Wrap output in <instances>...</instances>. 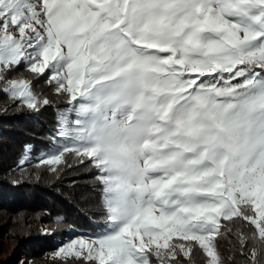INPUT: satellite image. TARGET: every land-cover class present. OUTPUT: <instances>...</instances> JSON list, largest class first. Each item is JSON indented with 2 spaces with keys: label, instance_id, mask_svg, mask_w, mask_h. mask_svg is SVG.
I'll return each instance as SVG.
<instances>
[{
  "label": "snow or ice",
  "instance_id": "snow-or-ice-1",
  "mask_svg": "<svg viewBox=\"0 0 264 264\" xmlns=\"http://www.w3.org/2000/svg\"><path fill=\"white\" fill-rule=\"evenodd\" d=\"M41 77L67 107L39 163L89 161L105 220L56 256L264 264V0H0V93L39 111Z\"/></svg>",
  "mask_w": 264,
  "mask_h": 264
},
{
  "label": "trees",
  "instance_id": "trees-1",
  "mask_svg": "<svg viewBox=\"0 0 264 264\" xmlns=\"http://www.w3.org/2000/svg\"><path fill=\"white\" fill-rule=\"evenodd\" d=\"M17 74L34 79V74L25 71L23 65ZM34 90L46 96L51 105L39 111L18 108V102L0 93V213L12 222H19L9 224L0 219V236L21 237L22 253L34 264H89L83 258L46 257L59 239L70 236L71 228L76 233L94 235L104 230L105 220L95 206L98 194L94 189L99 186L95 180L96 170L89 161L79 163L75 157L66 155L67 162L59 166V172H52L49 166L39 163L41 154L52 144L56 147L60 143L54 139L55 118L58 110L67 107V102L55 94L43 77L34 80ZM26 146H30L27 153L35 157L20 166V158L27 154ZM42 223L49 230H44ZM240 224L237 221V226ZM245 230H251V226ZM233 244L234 237L220 239L219 250L227 264H243V257L238 253L228 261L235 251ZM202 257V253L195 256L197 264H204Z\"/></svg>",
  "mask_w": 264,
  "mask_h": 264
},
{
  "label": "rangeland",
  "instance_id": "rangeland-1",
  "mask_svg": "<svg viewBox=\"0 0 264 264\" xmlns=\"http://www.w3.org/2000/svg\"><path fill=\"white\" fill-rule=\"evenodd\" d=\"M53 150H48L45 152L44 156L46 157L47 154ZM40 160V159H38ZM0 219L4 223H9L12 222L9 220L7 216H4L3 214L0 213ZM19 223L18 221L12 222L11 224H16ZM44 230H49L47 226L42 223ZM71 234L69 237H64L63 239H59L58 245L52 249L48 250L46 253V257L50 259H57L61 258L55 255L57 251L61 247H64L67 243L71 242L72 240L75 239H88L89 237H95L96 235L100 233H96L94 235L89 234V233H76L74 228L70 229ZM23 239L19 236H0V264H34L32 260L27 257L24 253H22L21 249V243ZM72 258V257H68Z\"/></svg>",
  "mask_w": 264,
  "mask_h": 264
},
{
  "label": "built area",
  "instance_id": "built-area-1",
  "mask_svg": "<svg viewBox=\"0 0 264 264\" xmlns=\"http://www.w3.org/2000/svg\"><path fill=\"white\" fill-rule=\"evenodd\" d=\"M51 146H53V145H51ZM27 156H28V160H32L35 157V155L32 153H27Z\"/></svg>",
  "mask_w": 264,
  "mask_h": 264
}]
</instances>
